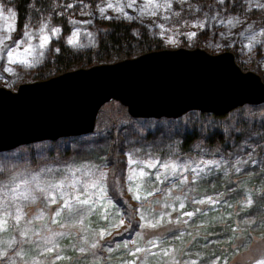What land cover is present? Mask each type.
Returning a JSON list of instances; mask_svg holds the SVG:
<instances>
[{"label": "rangeland", "instance_id": "obj_1", "mask_svg": "<svg viewBox=\"0 0 264 264\" xmlns=\"http://www.w3.org/2000/svg\"><path fill=\"white\" fill-rule=\"evenodd\" d=\"M106 2L100 10L116 8ZM81 4L66 3L87 9ZM195 22L192 16L167 28L163 46L198 45L187 40ZM41 29L11 48L23 53L40 44L49 35ZM256 37L264 39V23ZM248 68L264 79V50ZM45 139L0 151V264H231L236 245L264 231L250 187L264 176V101L222 114L192 108L153 117L132 116L108 99L91 131ZM32 177L35 184L16 188ZM262 261L264 251L248 264Z\"/></svg>", "mask_w": 264, "mask_h": 264}, {"label": "water", "instance_id": "obj_2", "mask_svg": "<svg viewBox=\"0 0 264 264\" xmlns=\"http://www.w3.org/2000/svg\"><path fill=\"white\" fill-rule=\"evenodd\" d=\"M116 99L132 116H177L188 109L223 113L264 101V79L230 49L160 46L48 76L0 84V150L91 131L99 106Z\"/></svg>", "mask_w": 264, "mask_h": 264}, {"label": "trees", "instance_id": "obj_3", "mask_svg": "<svg viewBox=\"0 0 264 264\" xmlns=\"http://www.w3.org/2000/svg\"><path fill=\"white\" fill-rule=\"evenodd\" d=\"M68 1L0 0V36L8 37L4 45H0V83L15 86L25 79L163 46L165 30L192 16L196 22L189 29L187 40L190 44L210 51L230 48L242 68H248L264 50V39L256 37V26L264 23V0H153L152 4H148V0H112L116 5L112 11L100 10L110 0H79L80 8L87 5L83 11L67 6ZM43 26L49 33L48 44L44 48L33 44L27 63H9L5 58V45L11 48L17 44L15 42L25 40V32L31 37ZM53 26L59 29L55 36L52 35ZM73 28L76 43L70 45L68 35ZM9 68L11 71H6ZM193 136L185 138L191 140ZM2 167L0 157V170ZM251 186L255 196L251 204L259 207L262 217L264 176L252 179ZM236 247L231 264H248L264 251V231L249 236L245 245L237 244Z\"/></svg>", "mask_w": 264, "mask_h": 264}, {"label": "snow or ice", "instance_id": "obj_4", "mask_svg": "<svg viewBox=\"0 0 264 264\" xmlns=\"http://www.w3.org/2000/svg\"><path fill=\"white\" fill-rule=\"evenodd\" d=\"M133 2H134V0H133ZM152 3H153V0H148V4H152ZM107 6L109 8H111L112 7V4L109 3ZM129 6H131V5H129ZM69 7H71V6L69 5ZM101 11H103V9ZM0 14H2V10H0ZM41 31H43V29H41ZM58 33H59V29H53L52 30V35L53 36H55ZM30 35H31L30 33L25 32L24 33L25 40H22V41H19V42H15V43H17V47H19L23 43H26L27 42V39L30 38ZM191 35H195V33H192ZM73 36H75V33L73 34ZM7 39H8L7 36H0V45H4V42ZM48 42H49V36L48 35H44L43 37H41V43L38 45V47L44 48L48 44ZM68 43L70 45H74L76 43V41H75L74 38H69L68 39ZM5 49L7 50V55H8L9 63H17V62L27 63L26 60H21V56L22 55H31L32 52H33V47L30 44H29L28 47H26V48L23 49V53H20L19 51H17V49H14V48H7L6 45H5ZM6 71H11V69L10 68L9 69H6ZM208 163L209 164H212V163H215V162L209 161ZM129 164L130 165H135V164H137V161L130 159L129 160ZM156 166H157L156 163H149L147 165V167H149V168H155ZM161 166L164 167V168H166V169L167 168H171L173 172L176 170V165H174V164H165V165H161ZM135 174H136L135 173V170L133 169V175H135ZM138 175H139V177L142 178L143 176L147 175V173H145L143 171V169H141V171L139 172ZM132 178H133V176H130L129 177L130 180ZM36 180H37V177H32L30 180H23L21 184H17L16 185V188L17 189H20L21 187H24V186H26L28 184H35L36 183ZM91 187L92 188H96L97 187V184L96 183H93L91 185ZM25 190L27 191V189H25ZM39 190L43 191V189H39ZM149 195H151V193H149ZM24 198L27 199L28 197L25 196ZM134 198L135 199H140V196L137 195ZM81 203L88 204L89 201L88 200H83V201H81ZM181 207H183V205H181ZM185 215L191 216V215H193V213H185ZM149 226L155 227L156 225L155 224H151ZM103 235H104V233H101V236H103ZM137 251H140V249H137ZM261 264H264V261H262Z\"/></svg>", "mask_w": 264, "mask_h": 264}]
</instances>
